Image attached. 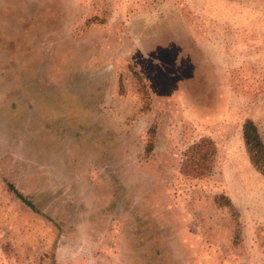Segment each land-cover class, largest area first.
Returning <instances> with one entry per match:
<instances>
[{
	"label": "rangeland",
	"instance_id": "374dc122",
	"mask_svg": "<svg viewBox=\"0 0 264 264\" xmlns=\"http://www.w3.org/2000/svg\"><path fill=\"white\" fill-rule=\"evenodd\" d=\"M248 117L264 138V0H0V264L253 261Z\"/></svg>",
	"mask_w": 264,
	"mask_h": 264
},
{
	"label": "crops",
	"instance_id": "0c3cea01",
	"mask_svg": "<svg viewBox=\"0 0 264 264\" xmlns=\"http://www.w3.org/2000/svg\"><path fill=\"white\" fill-rule=\"evenodd\" d=\"M246 119H251L256 124V126L258 128V125H257L256 121L253 120L252 117H248ZM244 121H243V123H244ZM102 122H104V121H102ZM106 125L107 124L104 123L103 131L105 130ZM258 130H259V132H260V134L262 136V133H261L259 128H258ZM241 134H242V131H241ZM262 139H263V142H264L263 136H262ZM242 140H243V138H242ZM255 170H253V171H255ZM248 171H249V169H248ZM254 173L259 178L260 177L263 178V181H264V176H262L257 170ZM262 187L264 188V185L260 182L259 190H261ZM225 189H226V193H227L226 194L227 198H228L229 202L231 203V206L234 207V208L238 207L236 205V203H235V200H234L232 194L230 192H227L228 191V184H226ZM259 197H260V202H258V205L260 206V208L261 207L264 208V192H263V194L260 193ZM249 202H250V200L246 204L243 203L245 209H247V208L250 209L251 204L249 205ZM253 211H255V210H253ZM248 212H249L248 210H243V219H245L244 216H246V214ZM247 217L250 219L249 222H251V224L246 225V231H247V234L249 236V239H246L245 238V233L242 232V235H243L242 237L247 242L246 243L247 247L245 248L244 254L251 256V258H253V261H249L246 258L244 260V264H264V212L261 211L259 216L258 215H256V217L254 216V218H255L254 220H253V218H251L249 216H247ZM208 221L211 224V229L209 230L210 237H212V239H213V237H216L214 239H218V240H222L220 238H222L223 236H224L223 238L228 237V241H227V238H226V244L229 243V238L231 239L232 233L227 232L224 235L222 234V237H220L219 234L222 233V232H218V231H220V230H227L228 231L229 223H231L230 217L229 216H222V215H220V216H212V217H210V219L208 218ZM245 221H248V220L245 219ZM202 223H203L202 221H197V224H198L197 225V232L195 231L196 232V238H199L202 235V233H204V231H205L204 228L199 225V224H202ZM234 223H235V225L233 224V227H232L233 231H234V228L236 227L237 222L234 221ZM215 224H217L216 227H214ZM237 227H238V225H237ZM215 233H217V234H215ZM213 234H215L216 236H214ZM205 236H208V234H205ZM234 236H235V233H234ZM255 237H257V238H255ZM222 242L225 243L223 240H222ZM211 244H212V246H214L213 249L216 250V252H217L218 247L216 245L220 246V242L217 243V244H215V243L213 244L211 242ZM181 245H184V248L186 249L187 253L190 254L192 252L190 250L192 248V245H190V243L188 245L187 244H181ZM227 247L230 248L228 245H227ZM234 251L235 250L233 249L232 250V254H235Z\"/></svg>",
	"mask_w": 264,
	"mask_h": 264
},
{
	"label": "trees",
	"instance_id": "16d2710c",
	"mask_svg": "<svg viewBox=\"0 0 264 264\" xmlns=\"http://www.w3.org/2000/svg\"><path fill=\"white\" fill-rule=\"evenodd\" d=\"M242 138L252 166L264 176V142L256 124L251 119H246L242 125ZM78 141L80 142L81 139H74L72 144H75ZM102 146H104V141ZM3 181L5 182L8 191L12 193L17 200L32 210L35 214L42 216L38 205L28 199V197H26V195L23 194L13 182L7 179H4ZM50 222L55 225L53 221L50 220Z\"/></svg>",
	"mask_w": 264,
	"mask_h": 264
}]
</instances>
